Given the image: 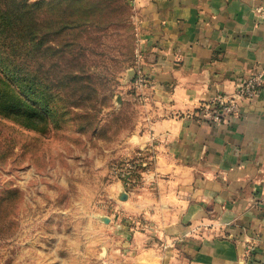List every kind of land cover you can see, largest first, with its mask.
<instances>
[{
  "label": "crops",
  "instance_id": "obj_1",
  "mask_svg": "<svg viewBox=\"0 0 264 264\" xmlns=\"http://www.w3.org/2000/svg\"><path fill=\"white\" fill-rule=\"evenodd\" d=\"M129 1L151 77L129 143L151 161L118 203L131 232L110 216L106 261L264 264V0ZM255 77L238 115L203 120L202 105Z\"/></svg>",
  "mask_w": 264,
  "mask_h": 264
},
{
  "label": "rangeland",
  "instance_id": "obj_2",
  "mask_svg": "<svg viewBox=\"0 0 264 264\" xmlns=\"http://www.w3.org/2000/svg\"><path fill=\"white\" fill-rule=\"evenodd\" d=\"M26 1L41 2L36 50L8 32L0 2V264H108L106 225L117 217L131 232L118 203L151 161L129 143L148 89L135 84L131 2ZM17 99L42 129L5 115Z\"/></svg>",
  "mask_w": 264,
  "mask_h": 264
},
{
  "label": "trees",
  "instance_id": "obj_3",
  "mask_svg": "<svg viewBox=\"0 0 264 264\" xmlns=\"http://www.w3.org/2000/svg\"><path fill=\"white\" fill-rule=\"evenodd\" d=\"M0 2H2V9L4 8V12H2L5 14L4 20L10 29L8 32L18 38L22 45L23 42H30L33 49L36 50L39 37L36 12L41 2L37 1L32 4L26 0H0ZM87 20L88 19H85V22ZM67 24L68 22L65 20L63 28H71V23L66 26ZM32 94L36 97L34 91L30 92V95ZM21 95L23 97L24 93H21ZM3 110L9 119L13 120L21 127L33 129L35 131L42 129L43 115L37 114L20 99L5 104Z\"/></svg>",
  "mask_w": 264,
  "mask_h": 264
},
{
  "label": "built area",
  "instance_id": "obj_4",
  "mask_svg": "<svg viewBox=\"0 0 264 264\" xmlns=\"http://www.w3.org/2000/svg\"><path fill=\"white\" fill-rule=\"evenodd\" d=\"M264 13V8L261 9ZM140 51L137 50V67H136V77L135 84L139 89L138 91L142 93L144 90L149 88L151 84V77L145 72L139 65ZM262 81L260 77H255L247 80L242 87L238 90L237 97H227L218 96L215 100L208 102L201 106V117L204 121L213 124H223L228 121L232 116L239 114V102L237 98H251L253 97L261 88Z\"/></svg>",
  "mask_w": 264,
  "mask_h": 264
},
{
  "label": "water",
  "instance_id": "obj_5",
  "mask_svg": "<svg viewBox=\"0 0 264 264\" xmlns=\"http://www.w3.org/2000/svg\"><path fill=\"white\" fill-rule=\"evenodd\" d=\"M130 77L132 78V77H134V75H135V72H130ZM125 199V197L123 198V200Z\"/></svg>",
  "mask_w": 264,
  "mask_h": 264
}]
</instances>
